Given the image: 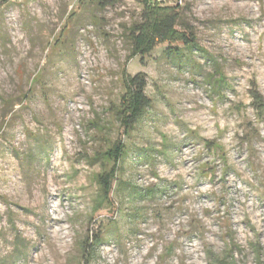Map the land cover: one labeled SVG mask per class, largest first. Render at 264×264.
Segmentation results:
<instances>
[{"label":"rangeland","instance_id":"obj_1","mask_svg":"<svg viewBox=\"0 0 264 264\" xmlns=\"http://www.w3.org/2000/svg\"><path fill=\"white\" fill-rule=\"evenodd\" d=\"M166 5L197 49L132 56L144 0H0V264H264V0Z\"/></svg>","mask_w":264,"mask_h":264},{"label":"trees","instance_id":"obj_2","mask_svg":"<svg viewBox=\"0 0 264 264\" xmlns=\"http://www.w3.org/2000/svg\"><path fill=\"white\" fill-rule=\"evenodd\" d=\"M164 1L165 3L162 4L156 0H144L142 21L134 25L131 30L132 56H145L160 44H166L167 53L172 56H179L183 50L193 51L198 48L195 38L190 33L178 29L177 5H166V3L176 4L179 0ZM123 85L124 92L116 115L119 125L124 133H127L150 107L151 100L145 95L146 80L142 74L125 75ZM252 99L255 110L263 115L264 99L256 93L252 95ZM107 155L113 160V165L109 172L100 177L99 186L108 196L112 190V183L115 181L119 161L124 156V145L114 144ZM254 250L256 254L254 264H262L260 248L254 246ZM206 255L207 264H235L233 255L220 257L211 252H206Z\"/></svg>","mask_w":264,"mask_h":264},{"label":"built area","instance_id":"obj_3","mask_svg":"<svg viewBox=\"0 0 264 264\" xmlns=\"http://www.w3.org/2000/svg\"><path fill=\"white\" fill-rule=\"evenodd\" d=\"M157 2H159V3H162V2H164V0H156Z\"/></svg>","mask_w":264,"mask_h":264}]
</instances>
